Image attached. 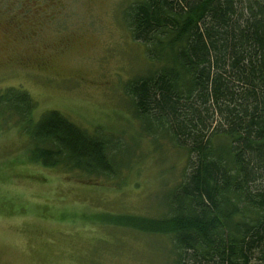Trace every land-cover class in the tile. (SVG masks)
Listing matches in <instances>:
<instances>
[{
	"label": "trees",
	"instance_id": "trees-1",
	"mask_svg": "<svg viewBox=\"0 0 264 264\" xmlns=\"http://www.w3.org/2000/svg\"><path fill=\"white\" fill-rule=\"evenodd\" d=\"M124 13L148 60L124 85L130 112L154 148L167 140L185 164L159 215L102 222L166 238L153 248L165 263L264 264V0H135ZM35 105L21 89L0 94V116H14L31 160L117 176V137L56 110L35 119Z\"/></svg>",
	"mask_w": 264,
	"mask_h": 264
},
{
	"label": "rangeland",
	"instance_id": "rangeland-1",
	"mask_svg": "<svg viewBox=\"0 0 264 264\" xmlns=\"http://www.w3.org/2000/svg\"><path fill=\"white\" fill-rule=\"evenodd\" d=\"M134 1L0 0V94L24 90L35 119L56 110L125 152L114 177L44 166L14 116H0V264H169L153 249L166 238L102 222L159 215L185 164L167 140L154 148L130 112L124 85L148 69L125 21Z\"/></svg>",
	"mask_w": 264,
	"mask_h": 264
}]
</instances>
